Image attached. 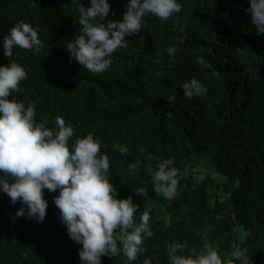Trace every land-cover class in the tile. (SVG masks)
<instances>
[{
    "label": "trees",
    "instance_id": "16d2710c",
    "mask_svg": "<svg viewBox=\"0 0 264 264\" xmlns=\"http://www.w3.org/2000/svg\"><path fill=\"white\" fill-rule=\"evenodd\" d=\"M108 2L104 22L121 20L127 0ZM179 2L181 12L168 21L146 16L142 31L125 37L127 47L113 54L110 69L94 74L70 62L66 49L80 33L74 0H0V42L22 20L44 44L38 54L16 48L10 58L0 47V66L15 60L27 72L12 95L36 105L37 123L47 119L53 127L60 116L74 128L70 144L88 133L101 141L118 198L132 196L134 218L150 215L153 236L132 264L146 258L169 264L171 242L186 243L188 252L210 243L226 264L240 246L250 264H264V35L251 24L249 0ZM79 3L88 7L90 0ZM193 78L207 92L188 99L182 85ZM115 143L128 153L114 151ZM166 158L187 169L172 200L152 190L149 171ZM137 160L140 167L130 175L128 165ZM137 187L148 197L136 195ZM57 194L45 191L47 214L37 223L17 217L20 202L13 205L0 192V264H80L82 245L59 219ZM101 260L128 264L122 253Z\"/></svg>",
    "mask_w": 264,
    "mask_h": 264
},
{
    "label": "clouds",
    "instance_id": "9594fccd",
    "mask_svg": "<svg viewBox=\"0 0 264 264\" xmlns=\"http://www.w3.org/2000/svg\"><path fill=\"white\" fill-rule=\"evenodd\" d=\"M80 33L65 43L70 62L94 74L110 69L112 56L118 48L127 47L130 37L144 27L148 15L168 21L182 10L179 0H127L121 20H108L111 5L108 0H90L85 7L79 0ZM251 24L256 35H264V0H249ZM115 15V13H112ZM5 58L16 48L38 54L44 44L32 25L17 22L0 42ZM170 54L174 48L167 50ZM204 68H211L203 57L197 58ZM27 79V72L15 60L0 66V192L10 202L22 205L17 217L35 219L42 223L47 214L48 200L45 191L58 194L53 203L59 219L66 226L69 238L78 245L80 264H102L101 257H116L121 253L132 264L145 251L144 241L151 238L150 215L138 212L132 196L118 198L117 189L110 182V160L101 153V141L94 134L77 137L71 124L60 116L53 127L48 120L37 123L36 105L17 100L12 93L21 91L20 82ZM183 95L192 99L207 92L197 79L182 85ZM11 97V98H10ZM121 155L128 148L119 143L112 145ZM171 158L158 160L154 170H149L156 195L172 200L178 195V183L187 169L181 172ZM140 161L128 165L129 174H136ZM138 196L148 197V190L137 187ZM187 253V254H186ZM169 264H226L218 250L205 243L201 250L188 252L186 243L171 242L167 245ZM143 264H151L144 259ZM227 264H250L248 249L236 246Z\"/></svg>",
    "mask_w": 264,
    "mask_h": 264
},
{
    "label": "rangeland",
    "instance_id": "374dc122",
    "mask_svg": "<svg viewBox=\"0 0 264 264\" xmlns=\"http://www.w3.org/2000/svg\"><path fill=\"white\" fill-rule=\"evenodd\" d=\"M213 175H215V177L219 179V176H218V174H215V173H213Z\"/></svg>",
    "mask_w": 264,
    "mask_h": 264
}]
</instances>
